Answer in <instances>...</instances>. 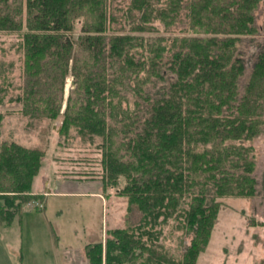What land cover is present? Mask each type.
<instances>
[{"label": "trees", "instance_id": "trees-1", "mask_svg": "<svg viewBox=\"0 0 264 264\" xmlns=\"http://www.w3.org/2000/svg\"><path fill=\"white\" fill-rule=\"evenodd\" d=\"M261 1L0 0V31L22 36L25 84L12 101L31 117L62 116L61 135L101 138L104 191L117 187L128 210L141 212L137 224L85 246L90 264H196L219 199L256 194L248 142L264 132V47L246 60L238 44L258 32ZM155 21L188 33L134 34L156 30ZM69 75L75 87L65 99ZM46 153L0 143V221L11 223L28 205L44 211L33 181ZM172 218L191 236L180 259L159 242Z\"/></svg>", "mask_w": 264, "mask_h": 264}, {"label": "rangeland", "instance_id": "rangeland-1", "mask_svg": "<svg viewBox=\"0 0 264 264\" xmlns=\"http://www.w3.org/2000/svg\"><path fill=\"white\" fill-rule=\"evenodd\" d=\"M23 20L24 22L26 20V10ZM256 23L259 28L258 32L255 35L244 37L238 44L239 51L244 54L246 60L252 53L258 52L261 46L264 47V0L259 3L256 10ZM151 24L156 30L134 32V34L152 40L160 35L188 33L181 31L182 25L172 26L168 30L159 21ZM115 25L121 24L115 23ZM81 26L82 23L77 22L76 30L73 32L74 38H77L81 32ZM126 27V30L129 31L132 23H128ZM21 37V32L0 31V83L4 84L7 90L0 93V96H3L2 100L0 98V114L2 115L0 118V143L4 140L8 142L14 140L27 146H39L46 150L41 172L36 179V185L34 184L42 191L48 180L51 183L50 186L56 185L57 189L74 191L78 187V183L88 185L89 189H93L97 185L102 188L105 174L102 165L101 138L95 137L93 140L82 138L76 130H72L69 137L61 135L59 131L62 125V116L56 120L31 117L23 113L21 102L12 101L19 93H23L25 84ZM140 52L143 51L140 50ZM250 63L249 60L247 74L250 72ZM8 84L11 85L6 86ZM19 86L22 87L19 88ZM74 87V77L69 75L65 85V99ZM248 144L254 147V176L258 180L256 194L250 197L219 199L223 203L219 213V223L216 224L217 227L215 226L216 229H214L209 245L201 253L197 264H218L220 255L214 254L213 251L221 240L219 234L225 236L226 232L224 231H228L227 237L230 240L229 243H226V250H232L235 246L241 250L244 247L243 251H247L246 244L260 245V249L258 248L257 252L254 251L256 255L260 253L255 264H264V221L263 224L256 221L258 215L264 218V132ZM108 189L111 193L107 195L105 190L104 204L97 205V203L91 202L89 197L79 199L51 196L48 204L50 211H40V209L29 205L25 207L20 221L16 218L11 223L0 227V233L3 235L0 239V244L3 241L0 263L64 264L65 254L63 253L65 251L64 248L59 249L56 246L53 225L64 240L63 245L73 247L71 250H67L71 259L69 264H90L84 250L80 247L83 242L91 243L100 240L105 242L109 229L135 225L141 218V212L136 208L128 210V198L118 195L117 187L108 186ZM79 200L82 201L80 204ZM34 203L37 208L43 206V203L39 201H34ZM61 209L64 211L63 216L57 214V211ZM232 227H235L236 235H238L233 237L235 245H232L231 235L233 233L232 230H229ZM162 228L160 244L169 255L180 259L183 252L182 240L185 239L189 244L191 236H185L183 231L177 229V220L174 218L170 219ZM226 258L227 256L224 259L227 260ZM245 260L246 256L243 258V262Z\"/></svg>", "mask_w": 264, "mask_h": 264}, {"label": "crops", "instance_id": "crops-1", "mask_svg": "<svg viewBox=\"0 0 264 264\" xmlns=\"http://www.w3.org/2000/svg\"><path fill=\"white\" fill-rule=\"evenodd\" d=\"M40 172H41V170H40ZM37 177H39V174L34 178V181H33V192L34 193H43L45 195V209H44V212L50 211L48 204H49V198L51 196L60 197V198L74 197V198H79V199L81 197H89L91 199L90 201L91 202H94V203H97V205L104 204V199H105L104 186L102 188H100L101 186L97 185V186H95V188L89 189V186L88 185H84V184L78 183L77 184L78 187L76 188V190L73 191V190H66V189H57L56 185H54L53 187H51L50 186L51 183L48 180L45 183L46 185H44V187H43L44 189L42 191V190H40L39 188H37L35 186L36 185L35 183H36ZM81 202H82L81 200L78 201L79 204ZM219 213H220V211H219ZM57 214L60 215V216H63L64 215V211L61 209V210L57 211ZM20 217H21V214H18L17 213L12 221H14L16 218L18 219V221H20V219H21ZM256 221L257 222H260L259 224H263L264 218L262 216H259L258 215ZM7 223L8 222L0 221V227H1V225L3 226L4 224H7ZM218 223H219V215H218V221H217L216 224H218ZM216 224H215V226H216ZM215 226H214V229H216V227H217V226L216 227ZM236 228H238V227H236ZM214 229H213V232L215 231ZM52 230L58 236V240H56V238H55V240H56V246L59 249L60 248H64V251L65 252L63 254H65V256L63 258L65 259V261H63V262H64V264H69V260L71 261V259H70V256H69L67 250H71L73 247L71 245H65V246L63 245V243H65V242H64V240H62L61 235H59V233L57 232V229L53 225H52ZM85 230H86V228H85ZM229 230H232V233H233L231 235L232 236V245H235V243H234L235 241H234V238L233 237L234 236H238V235H236L235 227H232V229H229ZM213 232H212V234H213ZM224 232H226L225 233V236L226 237L224 236V234L223 235L219 234V238H221V240L217 244L216 249L213 251L214 254H219L220 255L218 264H226L227 262H229V264H230V262H233V264H244V263L246 264L247 262L249 264H255L258 261V257L257 256L260 255V253H258V255H256V252H257L258 248L260 249V247H261L260 245L254 246V244L253 245L246 244L247 251H243L244 250V247L241 250V248L238 249V248H235V246L232 248V250H229V249L226 250L227 249L226 243H229L230 240H229V237H227L228 231H224ZM1 236H3V235H1V233H0V239H1ZM222 236H223V240H222ZM211 237H212V235H211ZM100 241H102V240H100ZM221 241H223V242L221 243ZM2 242L0 244V252L3 250ZM87 244L88 243L83 242L82 245L80 246V247H82V249L84 250V252H85V246ZM253 246H254V249H252ZM220 248H221V250H219ZM254 251H256V252L254 253ZM225 253H226V256H227V258H226L227 260L224 259L226 257L225 256ZM85 255H86V252H85ZM200 255H201V253H200ZM200 255L198 257V260L200 258ZM245 256H246V260H245V262H243V258ZM248 256L251 258L250 261H249L250 258ZM198 260H197V263H198ZM0 264H2V262Z\"/></svg>", "mask_w": 264, "mask_h": 264}]
</instances>
